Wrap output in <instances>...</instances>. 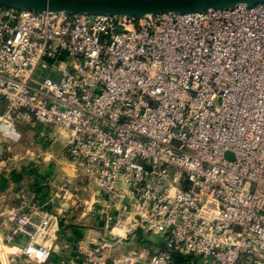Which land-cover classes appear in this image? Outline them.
<instances>
[{
	"label": "built area",
	"instance_id": "1",
	"mask_svg": "<svg viewBox=\"0 0 264 264\" xmlns=\"http://www.w3.org/2000/svg\"><path fill=\"white\" fill-rule=\"evenodd\" d=\"M0 108L9 141L19 124L68 131L91 214L111 236L160 241L143 264H264V2L142 16L0 7ZM38 209H5L3 264L1 241L19 234L20 254L48 261L50 217L27 229Z\"/></svg>",
	"mask_w": 264,
	"mask_h": 264
},
{
	"label": "crops",
	"instance_id": "2",
	"mask_svg": "<svg viewBox=\"0 0 264 264\" xmlns=\"http://www.w3.org/2000/svg\"><path fill=\"white\" fill-rule=\"evenodd\" d=\"M62 133L68 142V131ZM71 170L64 156L48 162L37 160L36 164H20L16 159L11 160L8 149L0 147V240L11 227L4 215L5 209L27 211L30 204H35L39 208L38 220L46 215L55 221L50 238L43 241L50 245V256L45 264H70L73 260L83 262L85 258L95 260L93 264L145 263L159 249L158 238L140 231L121 237L109 235L102 220L89 211L94 188L87 180L73 178ZM49 178L58 179L56 188L47 184ZM63 181L68 190L65 196ZM27 229L33 227L27 225ZM27 240L26 234H19L11 242L1 241L7 264H40L18 252ZM176 257L177 264H199L196 259ZM0 264H3L1 255Z\"/></svg>",
	"mask_w": 264,
	"mask_h": 264
},
{
	"label": "water",
	"instance_id": "3",
	"mask_svg": "<svg viewBox=\"0 0 264 264\" xmlns=\"http://www.w3.org/2000/svg\"><path fill=\"white\" fill-rule=\"evenodd\" d=\"M264 0H0V7L89 13L108 15L142 16L165 12H194L221 9L236 4L254 5Z\"/></svg>",
	"mask_w": 264,
	"mask_h": 264
},
{
	"label": "rangeland",
	"instance_id": "4",
	"mask_svg": "<svg viewBox=\"0 0 264 264\" xmlns=\"http://www.w3.org/2000/svg\"><path fill=\"white\" fill-rule=\"evenodd\" d=\"M42 126L43 125L38 122L17 125V131L20 133L18 141H9L4 136V132L0 130V147L8 149V156L11 157V160L16 159L20 164H26L28 162H35L36 164L37 160H39V162H48L53 158L56 159L57 156H64L72 169V165L70 164L66 153L67 137L62 135V132L67 130L55 129L51 126L44 127V129ZM2 144L4 146H2ZM47 155L50 157L44 158ZM70 172V174H73L72 170ZM72 176L78 180H85L82 176ZM57 180V178H49L47 184L56 188L55 184L58 183ZM65 189H67V185H64L63 194ZM36 217L37 214L30 218V225L33 227L32 230H35L34 228L39 224V220ZM47 226L48 227L45 228V231L50 232L51 234L52 229L55 226L52 218L47 222ZM48 238H50V235L46 234L42 238V241H45Z\"/></svg>",
	"mask_w": 264,
	"mask_h": 264
},
{
	"label": "bare ground",
	"instance_id": "5",
	"mask_svg": "<svg viewBox=\"0 0 264 264\" xmlns=\"http://www.w3.org/2000/svg\"><path fill=\"white\" fill-rule=\"evenodd\" d=\"M2 129L5 131V132H8L9 130H8V128L6 127V126H2Z\"/></svg>",
	"mask_w": 264,
	"mask_h": 264
}]
</instances>
